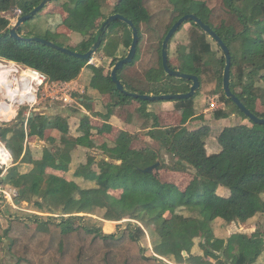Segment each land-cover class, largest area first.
Listing matches in <instances>:
<instances>
[{"label": "trees", "instance_id": "trees-1", "mask_svg": "<svg viewBox=\"0 0 264 264\" xmlns=\"http://www.w3.org/2000/svg\"><path fill=\"white\" fill-rule=\"evenodd\" d=\"M43 1L0 0V58L38 71L50 82L70 83L84 73L85 95L76 97L96 102L102 109L97 108V116L104 121L111 120L118 107L137 103V114L146 123L141 133L146 141L144 148H136L139 134L122 132L116 141L108 139L99 148L91 136L113 129L109 124L92 126L89 117L77 120V138L62 115L47 119L19 114L13 125H0V141L11 153L13 164L32 166L16 175L10 170L4 175L0 169L1 186L17 189V200L36 212L26 219H12L0 237L5 250V241L9 243V257L16 264H258L264 260V125L251 121L226 97V58L220 46L212 40L219 48L216 52L212 38L199 25L185 22L170 41L169 66L197 76L200 89L188 100L152 102L120 92L111 77L112 69L130 51L133 30L115 21L105 34L101 32L113 15L124 16L138 30L137 54L118 72L127 93L186 94L193 81L166 73L163 43L181 18L196 15L230 50L233 94L264 119V0H119L108 16L104 9L112 0H53L18 29L24 39L13 38L7 17L15 9L22 11L20 17L30 14ZM155 2L161 8L158 12ZM54 3L56 10L48 11ZM38 17L53 19L50 34L42 39L77 53H87L103 34L96 55L102 54L109 70L33 42L35 37L25 26ZM186 26L191 27L188 44L180 45L175 53L173 41ZM74 38L76 47L71 45ZM173 56L180 67L172 64ZM207 82L216 84L215 94L223 105L212 117L197 103ZM156 103H172L175 111L189 110L193 116L186 125L161 128L158 114L149 111ZM47 129L61 137L51 138L56 149H45L37 160L25 144L32 136L44 138ZM61 146L67 148L65 153ZM78 147L101 149L111 162L97 161L89 154L71 179L48 173L49 169L70 173ZM164 154L175 159L172 166ZM157 163L160 166L152 173L144 172ZM165 169L178 174L194 172L191 186L182 190L163 182L158 174ZM112 192L126 195L118 197ZM1 200L6 201L0 197V214ZM97 211L104 212L103 223L91 217ZM126 219L130 222L114 229L107 223ZM256 220L258 227L251 235L225 237L216 230L217 226L226 231L233 223ZM148 234L156 240L151 253L145 243Z\"/></svg>", "mask_w": 264, "mask_h": 264}, {"label": "rangeland", "instance_id": "rangeland-1", "mask_svg": "<svg viewBox=\"0 0 264 264\" xmlns=\"http://www.w3.org/2000/svg\"><path fill=\"white\" fill-rule=\"evenodd\" d=\"M118 1L119 0H112V1H110V3H108V5L104 9V13L106 16L111 14L113 7L118 3ZM57 5H58L57 3L52 4L51 6L48 7V11L56 10ZM159 10H161L160 5L158 4V2H155L154 3V11L158 12ZM17 11L18 10L15 9L12 12V14L8 16L9 19L11 20V28L14 25H16L17 21L20 18L16 14ZM52 23H53L52 18L38 17V18L30 21L27 24V26H25V30L26 31L29 30L31 32V34L34 35L35 38H44L50 34L49 30L53 27ZM190 29H191L190 26H186V28L182 32L177 34V36L174 39L173 44H172V51L173 52H175L176 49L180 45L188 44ZM62 31L65 32L66 30L63 28ZM210 41H212V39H210ZM211 43H212L213 49L217 52L219 50V48L217 47L216 43H214L213 41ZM77 44H78V42L76 41V39H75V41L73 40L71 42V45L73 47H76ZM107 63L108 62L104 60V57L102 56V54L94 56L90 62V64H92V65H95L97 67H102V68L105 67L106 69L110 66ZM172 64L177 68L181 66V63L178 61L177 56H173ZM10 66H12V65L9 62L0 58V67H10ZM14 67H16L14 69H16L17 72L12 73L11 83L15 84L14 86H16V87L21 86V89H22V87H23L22 85H24L23 82L26 80L25 83H27L28 86H30L31 89H29V92L32 95L28 96L27 101H23L22 103L17 102V104H14V106H11V111L9 110V112H8L7 110H5V111H7V112H5L6 116L0 115V125L1 126L13 125L14 123H16L14 119H17L19 114L22 115L23 117L28 118L32 113H38V112H44V111L49 112L50 114H56V113L64 111V114H66V115L69 114L72 117H74L77 114V112L86 113L84 111L86 109L85 108L82 109V107L79 106V101L76 100V99H79L78 98L79 96L85 94V89H84L86 86L84 84L85 76H82L78 80V83L68 85L65 88L64 92L59 91L60 92V94H58L59 96H56L57 91H53V92L50 90L46 91L44 86L40 87V89H39L38 83L34 82V79H32V76L27 74L25 67L17 65V64H15ZM108 70H109V68H108ZM22 78H24V79H22ZM1 87H2V85L0 83V89H1ZM27 90H28V88H27ZM81 91H82V93H81ZM215 91H216V84L214 82H207L203 88L201 95L197 99V103L199 105H203V107H204L202 109V111H209L207 115H209L210 117H212V114L217 109L223 108V105L219 102V96L217 94H215ZM64 94L70 95L72 97V101L71 102H65L63 100L58 99V98L64 96ZM21 95H23V93H21ZM77 95H78V97H76ZM3 96H4V94L2 93V89H1V91H0V102L3 101L5 103H8V101L5 100ZM56 106L62 107L64 110L58 109ZM100 110H102V109L100 108ZM12 113H14V115ZM125 113L126 112H121L122 116L125 115ZM191 116H192V111H189V110H183V111H178V112L170 111V112L163 113L161 115V118H160L161 128H167V127L174 126V125H184L185 122L188 120V118ZM135 118H136L135 119V126L137 128H140L142 126V124H141L142 120L140 118H138V116H136ZM246 124L250 125L249 122H246ZM78 125H79V122L77 120H74V122L72 124L73 133L76 132ZM142 140H143L142 136H140V135L137 136V140L135 143L137 148H144L145 147V144L142 143ZM97 142L99 144L101 143L100 140H97ZM1 144L4 147V149L6 150L7 148H6L5 144L2 142H1ZM39 145H37V146H39ZM154 147L158 148V144L155 143ZM31 149L34 151H37V150L33 149L32 147H31ZM7 151H8V149H7ZM8 152H7V155H9ZM10 155H11V153H10ZM33 155L36 159L40 158L41 157V150L39 153H35ZM83 155H84V153L83 154L80 153L81 157H83ZM9 157H10L9 161L7 160V162H6L7 165H5L1 168L4 171V175L7 173V170H9L12 167L13 162H14L12 155ZM163 158L166 161L167 165H169V166H172L174 161H175V159L170 155L164 154ZM2 163H4V162L2 161ZM78 163L79 162H77L76 164H78ZM194 175L195 174L192 171L190 173H188L187 175H182V174H178V173H175V172L167 170V169L160 171L158 174L159 178L163 182L179 184L181 186L182 190H186L188 187L191 186ZM11 190H15V189L13 187H10V186H1L0 187V197H2V198L5 197V194L3 192L10 194L12 197ZM112 193L118 197H124L126 195V194H123L122 192H112ZM17 197H18V195H17ZM17 197H15V198L12 197L13 198L12 202L10 200H9L10 201L9 202L8 200H6V198H4V199L7 202L4 200H1L2 212L0 215V237L3 236L4 231L9 228L10 221L12 219H26L25 217L36 213L33 210L32 206L28 205L27 203H18L17 204V201H19V200H17ZM103 216H104L103 211H97L95 213V215H92L91 217L93 219H95L96 221H99V222L101 221L103 223L105 221V220H103ZM128 222H130L129 219H126L120 223L113 222L114 224L112 225V229H114L116 226H118L122 223H124L123 225H126L125 223H128ZM257 222L258 221L256 220V221L244 224V225L243 224L240 225L239 223H233L229 227L226 228V231H224V229L222 227L217 226L216 230H217L219 235H222V236L224 235L225 237H228V236L235 234V233H244V234L246 233L249 235V234L253 233L255 227H258V225L256 224ZM260 224H262V223H260ZM261 229L264 230V227L262 226ZM108 231L109 230H107V232ZM151 240L153 241L154 239L151 237ZM200 242H201L200 239L196 240V245L198 246ZM145 243L147 246H149V244H150L149 240L147 238L145 240ZM5 248H6V250L4 249V247L0 246V264H16L17 261H14L9 257V254H8L9 243L6 241H5ZM152 250L150 249L148 251V253H151ZM210 262L214 263V260H210ZM258 264H264V260L260 259Z\"/></svg>", "mask_w": 264, "mask_h": 264}, {"label": "water", "instance_id": "water-1", "mask_svg": "<svg viewBox=\"0 0 264 264\" xmlns=\"http://www.w3.org/2000/svg\"><path fill=\"white\" fill-rule=\"evenodd\" d=\"M53 0H44L37 8H35L30 14H27L25 16H22L17 21L16 25H14L11 28V36L17 40L24 39L21 35L18 34V29L27 21L32 19L34 16H36L39 12H41L47 5H49ZM115 21H122L129 25V27L133 30V43L130 48V51L126 58L120 60L115 67L112 70L111 77L113 82L117 85V89L120 92L125 93L126 95H129L133 97L134 99H141L144 101H175V100H188L196 96L197 91L200 89V81L197 76L184 74L179 70H174L169 66V60H168V48L171 39L173 36L177 33L179 28L188 21H193L196 25H199L201 29L209 35L212 40H214L222 49L225 58H226V67L224 69V78H223V90L226 94V97L228 99H231L236 106L242 111L243 114H245L251 121L258 125H264V119L257 117L255 114H253L247 107L244 106V104L241 102V100L233 94L230 84H231V55L230 50L227 47V45L224 43V41L201 19H199L196 15H187L181 18L169 31L168 35L166 36L164 43H163V66L168 75L171 77L187 80V81H193V85L190 89V91L186 94H177V95H161V96H153V95H137V94H129L125 91L123 84L118 79V72L123 69V67L127 64H130L133 62L136 54H137V47L139 44V33L137 28H135L134 23L128 19H126L122 15H113L111 16L102 26L101 32L105 34L107 28ZM103 34H101L97 40V42L92 46V48L85 54L74 52L68 48H63L51 41H47L42 38H32L31 40L33 42L45 45L47 47L54 48L58 51H61L62 53L81 59L86 61H91L93 57L96 55V53L99 51L100 46L102 44V37ZM81 117H84L85 114L81 113ZM160 166V163H157L153 165L152 167H149L144 170L145 173H152L154 170H156ZM1 185V182H0ZM23 192L21 191V194ZM19 201H17V204ZM185 254V253H184Z\"/></svg>", "mask_w": 264, "mask_h": 264}, {"label": "crops", "instance_id": "crops-1", "mask_svg": "<svg viewBox=\"0 0 264 264\" xmlns=\"http://www.w3.org/2000/svg\"><path fill=\"white\" fill-rule=\"evenodd\" d=\"M83 75H84V73L81 74V76L77 80H75L73 82H70L67 85L78 83V80ZM81 93H82V91H81ZM83 95H85V94H83ZM83 95H81V96H83ZM78 100H79V106L82 107V109H84V108L86 109V110H84L86 112V113H84L85 114L84 117H89L90 118L92 126L100 127V128L103 127L104 124H106V125L109 124V125L112 126L113 130L111 132H105L103 135L91 136V140L93 142H95L97 147L100 148V146L108 139L111 140V141H116L117 138L119 137V135L122 132H128L130 134H139L140 136L143 137L142 143L145 144L144 141H146V138L141 133L144 131L143 128L146 125V123H145L144 119L139 114H137V109L139 108V105L137 103L134 102L130 106L118 107L115 110V115L113 116V118L111 120H109V121H104V120L100 119L97 116V112H99L98 109H100V107L98 108V104H96V102H93V103L88 102L87 103L81 98H79ZM10 106L11 105L7 104V106L4 107L3 111L1 112V114H3V116H6L5 112H7V111L9 112V110L11 111V107ZM57 108L58 109H63L62 107H59V106ZM5 110H7V111H5ZM149 111L154 112L155 114H158V117L160 119L161 115L163 113L170 112V111H175V110H174V106H173L172 103H165V104L156 103L155 105L149 107ZM121 112H126V113H125V115L122 116ZM175 112H178V111H175ZM208 112L209 111H204V114H208ZM81 113H83V112H78L74 117H72L69 114H67V115L64 114V111L56 113V114H50L49 112H45L44 111V112L32 113L28 118H32L33 116H35V114L36 115H43L47 119L50 118V117L62 115L65 119H67L69 121V125L71 127V133H72V135L74 137L77 138V137L80 136V133H77V132L73 133L72 124H73L74 120H78V119L84 118V117H81V115H80ZM12 114L14 115V113H12ZM136 116H138V118H140L142 120V123H141L142 126L140 128H137L135 126V119H136L135 117ZM192 116H193V114H192ZM192 116L188 118V120L185 122L184 125H186L187 123L190 122ZM14 120H15V122L17 121V119H14ZM174 126H178V125H174ZM167 128H169V127H167ZM60 137H61V135L57 131H55L53 129H47L46 132H45V137L44 138H40V137H37V136H32V137L27 138V141H26V144H25V148L28 147L32 154L39 153L40 150H41V157L37 158V160H39V159L42 158L45 149H52V150L56 149V146H54L51 143V138H54L56 140L57 139L60 140ZM97 140H100L101 143L99 144L97 142ZM135 143H136V141H135ZM0 144H1V142H0ZM37 145H39V146H37ZM134 146L136 147V145H134ZM31 147L33 149L37 150V151L32 150ZM60 148H61V152L62 153H65L66 150H67V148L65 146H61ZM80 153H82V154L84 153L83 157L80 156ZM89 154L94 156V157H97V161H100L101 159H105L106 161L111 162V160L104 155V153H103V151L101 149L92 148V149L88 150V149H86L84 147H78V149L75 150L74 153H73V162H72V165H71V172L70 173H65V172H61V171H55V170H52V169H49L48 173L55 174V175L60 176V177H66L68 179H71V175H72L71 173L74 174L75 170L81 164L84 165L87 162V157H88ZM77 162H79V163L76 164ZM31 168H32V166H30L28 164H23L21 162H18L17 164H13L12 167L9 170L13 171V173L16 175L18 172L26 173ZM9 170H7V171H9ZM182 175H187V174H182ZM75 181L76 182H81L82 179H76ZM174 184H176V183H174ZM176 185H178L181 188V186L179 184H176ZM0 187H1V185H0ZM19 203H20V201H19ZM107 223L108 224H114L113 222H107ZM240 225H242V224H240ZM256 229H257V227L254 228L253 233L256 231ZM249 235H251V234H249ZM148 240H149V243H150L149 247L152 250L153 247H154L153 245H154L156 240L154 239L152 241L149 234H148ZM152 252H153V250H152Z\"/></svg>", "mask_w": 264, "mask_h": 264}, {"label": "bare ground", "instance_id": "bare-ground-1", "mask_svg": "<svg viewBox=\"0 0 264 264\" xmlns=\"http://www.w3.org/2000/svg\"><path fill=\"white\" fill-rule=\"evenodd\" d=\"M12 66L10 67H0V83L2 85L1 89H2V93L4 94V99L8 101V105L14 106V104H17V102L22 103L23 101H27L28 100V96L32 95L29 92L30 86H28L27 83H25V81L23 82L24 85H22V89L21 86H14L15 84H12V73L17 72L16 67H14L15 63L9 62ZM27 74L32 76V79H34V82H37L39 85V79L37 78L36 74L31 71L30 69H26ZM24 75V74H23ZM21 78V77H20ZM24 79V78H22ZM22 81V80H21ZM19 84V83H18ZM30 85V84H29ZM28 88V90H27ZM0 89V91H1ZM21 93H23V95H21ZM21 99V100H20ZM7 104L5 102H0V115L3 116V114H1L2 110L4 109L5 106H7ZM10 106V107H11ZM9 155H7L6 150L4 149V147L2 146V144H0V161L2 163V161L4 163H2L3 165H7V160L9 161Z\"/></svg>", "mask_w": 264, "mask_h": 264}, {"label": "built area", "instance_id": "built-area-1", "mask_svg": "<svg viewBox=\"0 0 264 264\" xmlns=\"http://www.w3.org/2000/svg\"><path fill=\"white\" fill-rule=\"evenodd\" d=\"M17 10L18 11L16 12V14H17L18 17H20L22 15V11L20 9H17ZM7 18L9 19V17H7ZM30 70L33 71L36 74L37 78L39 79V85H38L39 89H40V87L44 86L46 91H49V90L52 91V92L53 91H57V95L56 96H59L58 95V94H60L59 91H63L64 92L65 88L68 86L67 85L68 83L50 82V80L48 79V77L46 75H44V74H42V73H40L38 71L32 70V69H30ZM58 99L63 100L65 102H71L72 101V97L70 95H67V94H64V96H62V97H60ZM76 100L79 101L78 99H76ZM6 151H7V149H6ZM8 154H9V156H11L9 152H8ZM3 166H5V165H3L1 163V161H0V169ZM3 193L5 194L4 198H6V200H8V201L10 200L11 202H12V199L17 197V195H18V191L16 189L15 190H11V194H12L13 198L11 197L10 194H8L6 192H3Z\"/></svg>", "mask_w": 264, "mask_h": 264}]
</instances>
